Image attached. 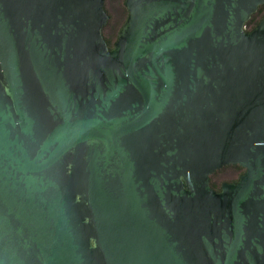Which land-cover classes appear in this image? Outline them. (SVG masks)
I'll list each match as a JSON object with an SVG mask.
<instances>
[{"label": "water", "instance_id": "95a60500", "mask_svg": "<svg viewBox=\"0 0 264 264\" xmlns=\"http://www.w3.org/2000/svg\"><path fill=\"white\" fill-rule=\"evenodd\" d=\"M262 5L0 0V264H264Z\"/></svg>", "mask_w": 264, "mask_h": 264}, {"label": "rangeland", "instance_id": "374dc122", "mask_svg": "<svg viewBox=\"0 0 264 264\" xmlns=\"http://www.w3.org/2000/svg\"><path fill=\"white\" fill-rule=\"evenodd\" d=\"M104 6L110 18L103 29V35L110 43H113L116 40L119 28L125 21L127 11L124 6V0H104ZM262 15L263 14L258 15L256 21H258ZM231 173L232 171L228 167L218 169L212 176L213 185L217 186L221 181L230 178L232 176Z\"/></svg>", "mask_w": 264, "mask_h": 264}, {"label": "flooded vegetation", "instance_id": "af4514ba", "mask_svg": "<svg viewBox=\"0 0 264 264\" xmlns=\"http://www.w3.org/2000/svg\"><path fill=\"white\" fill-rule=\"evenodd\" d=\"M261 14H263L264 15V10L261 12ZM260 14V15H261ZM262 15V16H263ZM261 16V17H262ZM260 17V18H261ZM260 20V19H259ZM258 20V21H259ZM256 25V24H255ZM254 25V26H255ZM253 28V27H252ZM105 38V37H104ZM105 40L107 41V43H108V45L109 46H112V44L113 43H110L108 40H107V38H105ZM222 167H228L231 171H232V176L230 177V178H228V179H226V180H223V181H221V183L219 184V185H217V186H215V185H213V182H212V176H213V174L218 170H216V171H214L211 175H210V182H211V184H212V186L213 187H215V188H220V185L222 184V182H224V181H236L237 179H238V177H239V175L244 171V168L242 167V166H240L239 164H232V163H230V164H227V165H224V166H222ZM221 167V168H222ZM220 169V168H219Z\"/></svg>", "mask_w": 264, "mask_h": 264}, {"label": "trees", "instance_id": "16d2710c", "mask_svg": "<svg viewBox=\"0 0 264 264\" xmlns=\"http://www.w3.org/2000/svg\"><path fill=\"white\" fill-rule=\"evenodd\" d=\"M263 10H264V5L260 6V8L258 9V11L248 21V26L250 25V28L254 27V25L258 22V21H256V17L258 15H260Z\"/></svg>", "mask_w": 264, "mask_h": 264}]
</instances>
